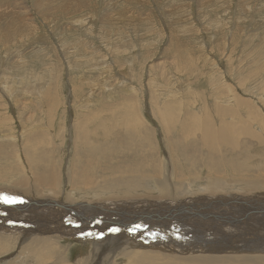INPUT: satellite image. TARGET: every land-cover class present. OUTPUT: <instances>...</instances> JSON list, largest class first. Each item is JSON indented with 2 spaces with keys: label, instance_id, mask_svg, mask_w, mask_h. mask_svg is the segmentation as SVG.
<instances>
[{
  "label": "rangeland",
  "instance_id": "374dc122",
  "mask_svg": "<svg viewBox=\"0 0 264 264\" xmlns=\"http://www.w3.org/2000/svg\"><path fill=\"white\" fill-rule=\"evenodd\" d=\"M217 109H231V114L218 116ZM221 122L232 124L227 139L236 144L234 155L251 163L245 180L226 176L216 181L207 166L209 158L232 155L224 153L223 147L207 154L202 149L208 159L198 162L201 153L191 144L188 147L194 153L190 162L180 165L177 161L175 174L180 180L172 179L169 156L175 148L171 147L173 142L168 145L173 138L163 126L173 130L186 123L188 129L183 137L194 143L201 139L199 129L205 124L219 128ZM180 132L175 134L179 136ZM263 142L264 0H0V229L5 230L0 231V240L15 244L4 242L12 249L0 252V264L59 262V255L51 254L53 249L47 247L46 256L38 255L39 250L32 256L25 251L27 259L21 261V248L25 249L32 239H47L68 248L71 264L88 247L93 248L89 242L95 241L98 250L92 264L96 263L104 250L103 241L121 235L120 225L123 227L128 220L125 215L133 214L120 211L119 216L124 218L121 223L107 226L103 217L109 220V216L103 212L111 210L110 205L117 201L101 198L115 194L109 190L110 180L115 181L123 173L125 178L137 164H145V159L151 161L153 169L166 167L161 170L163 177L170 180L171 191L178 196L199 193L205 187L211 191L230 182L223 188L231 187L234 193L218 195L226 197L216 199L225 201L221 203H226L228 209L241 199L244 203L261 202ZM37 166L52 171L56 178L53 188L36 185L31 171H36ZM80 169L83 178L94 182L88 190L71 184L74 172ZM103 169L105 173H101ZM110 170L115 175L111 176ZM24 175L20 187L16 182ZM251 181L261 184V188L243 195V186ZM30 184L39 190V195L27 186ZM155 184H140L134 191L152 193L159 188ZM54 188L63 193L61 199L48 197ZM107 190L109 193H103ZM68 198L82 201H63ZM51 203H61L63 208L52 207ZM29 206L38 211L32 213ZM50 208H58V212ZM247 211L250 217L255 213L253 206ZM84 214L89 219H99L96 225L92 222L95 228L78 224L87 218ZM250 217L211 220L227 228L226 221L235 226L256 221ZM160 220L163 224L164 220ZM174 222L169 230L178 231L183 222ZM147 224L139 230H148L150 223ZM8 229L17 234H10ZM84 238L87 240L82 243L80 239ZM39 243L57 248L54 243L38 242L36 249ZM198 250L170 252L180 257L242 256ZM120 254L119 250L108 257L111 262L114 259L116 264H124L116 257Z\"/></svg>",
  "mask_w": 264,
  "mask_h": 264
},
{
  "label": "bare ground",
  "instance_id": "6f19581e",
  "mask_svg": "<svg viewBox=\"0 0 264 264\" xmlns=\"http://www.w3.org/2000/svg\"><path fill=\"white\" fill-rule=\"evenodd\" d=\"M229 110L230 111H228V109L227 110H225V109H219L218 110L217 109L216 114L218 116L223 117V116L227 115L228 113L231 114L230 113L231 109H229ZM213 117L214 116H212V118ZM222 117H220V118H222ZM241 117H243V116H241ZM244 117H245V115H244ZM211 125L205 124L204 128L199 129V131L201 132V134H200L201 139L199 141H194V143H188V141L185 140V138L183 137L185 135V130L188 129L186 123L178 124L173 130L172 129L170 130V128H168V125L166 126V128L163 126L164 131L168 135H171V137L173 138L172 141L168 140V141H171L168 143V145L173 142V144H171V147L175 148L173 152L170 151V156H169V159L171 160L170 164L172 165V173H173L172 179H179L180 178L179 176H177L175 174V169H176V171L178 170V168H177L178 164H180V165L188 164L191 160V157L194 153V150L191 149L190 147H188L189 146L188 144L193 145L194 149L198 148L199 153H201V154H198V162H203V161H206L208 159L207 155H205L204 153L207 154L208 152H212L215 149L221 148V147H223L224 153L232 155L231 158H225V157H223L222 159H217L215 157L209 158V160L207 162V166H208V169L214 173V176L216 177V181H219L226 176L233 177V178L237 177V179H243V181H244L245 180V177H244L245 173L250 174L251 170L248 169L249 168L248 164H251V163L250 162L248 163L244 159L240 160L236 155H234L235 154L234 151L238 150V149L234 148L235 142L227 139V133H228V131H230L229 129L231 128L232 124L227 123V122H221L218 125L219 128L213 127ZM200 126H201V124H200ZM205 130H206V133H204ZM257 130H258V128H257ZM168 131H171V132H168ZM231 131H233V130H231ZM175 132H180L181 135L177 136L175 134ZM186 135H188V134H186ZM166 139H168L167 136H166ZM196 139H198V138H196ZM252 139H254V138H252ZM258 140H260V139H258ZM256 145L258 146L259 144H256ZM202 149H204V153H203ZM258 150L259 149L256 148V152ZM259 153L260 152H258L257 155ZM260 159H261V157H260ZM151 160H152V158H151ZM177 161H178V164H177ZM261 161L259 163H261ZM144 162H145V164H137L136 168L134 169V172H130V174L132 173L131 175L127 173L126 175H128V176H126L125 178H122V176H125V174L122 172L123 174L120 175L121 176L120 178L116 179L115 181H113L114 179L110 180V182H109V185H110L109 188L110 189L109 190H110V192H111V190H112V192H113V190L116 192H115V194L110 195L109 197L103 198V196H102V198H101V200L117 201V204H115V205L111 204L110 205V206H113L111 210H107V211L103 212L104 216L106 214L109 216V220H107L106 217H103V220H104L103 222L107 226L108 225L110 226L112 224L114 225L116 223L120 224L121 220L124 219V218H122L123 217L122 214H121L122 217L119 216V213H121V212L133 211V214L128 213V212H127L128 213L127 215L124 214L125 216L128 217V220L125 219V222L123 223L125 225L123 227L120 225L121 230H122V234L121 235L118 234V236H115V237H113V236L109 237L107 240L103 241V244H104L103 249L104 250L98 256L99 260L94 264H116L117 262H114L113 258H111V259H113V261L112 262L110 261L108 255L110 254V256L113 257L117 252H119V250H120L121 254L116 256V257H119L121 262H123L124 264H182L184 262H190V261H196V262H200V263H206L207 262V263H214V264H264V199H262L261 202H258V200H252L248 203L241 202L242 201V199H241L240 203H237V204L233 203L231 206H228L229 207V209H228L227 207H225L226 203H224V204L221 203V202H225V201H223V200L216 201L217 198L226 197V196H218V195H228L230 193H234V191L229 190V189H231V187L229 189L223 188V186L229 187L231 185V183L226 181V180L225 181L228 182L230 185H227L228 184L227 183L226 185H223L222 187L216 186L217 188L215 187L211 191H208V189H210V188L207 189V187H205V188H203L204 190L202 192L193 193L191 195H185L186 194L185 193L183 196H178L176 193H174V191H171V190H173L172 189L173 186L172 187L170 186V180L166 177H163V173L161 170L162 169L165 170L166 167L160 168L159 170L158 169L156 170V169H153L149 165V163L151 162L149 159H145ZM257 163H258V161H257ZM253 164H252V166H253ZM203 166H205V164H203ZM46 168L47 167H45V168L39 167V166L35 167L34 170H36V171H31L32 178L35 181L37 186L48 184L50 187L53 188V184L56 183V181H55L56 178L54 179V175L51 172V170H49V167L47 168L48 171ZM128 171H130V170H128ZM110 172H111V170H110ZM114 172L115 171L111 172V176L115 175ZM90 173H91V171H90ZM101 173H105L104 169L102 170ZM261 173H262L261 175L264 176V167H263ZM25 176L26 175L21 177L19 179V181L16 182V183H18L17 185H19L20 187L21 186L23 187L22 179H24ZM168 176H169V174H168ZM214 176H212V177L214 178ZM252 177H254V176H252ZM78 178L81 179V181H79ZM202 178H204V177H202ZM247 178H248V176H247ZM228 180H229V178H228ZM231 180H233V179H231ZM34 181H33V184L35 185ZM71 181H72L71 182L72 185L75 184V186H77V187H81L80 185H82V187L86 188V190H88L87 188H91L92 186H94V182L92 179L87 178V177L83 178V170L82 169L74 172V176L72 177ZM198 181L199 180H197V182ZM254 181H256V180H254ZM254 181L248 182L247 185H245V183H243V182L241 183V185L242 184L245 185V186H243V192H242L243 195H244V193L248 194L249 191L255 192V190L260 187L261 184L258 186V182L254 183ZM153 182H154V184L155 183L157 184V185L155 184L156 185L155 187H157V186L159 187L158 189L155 188V189H157L155 192L151 191L152 193L147 192L146 194L145 193L139 194L141 192H138L137 190L134 191L135 189H137L138 187H141L144 184H150ZM197 182H195V183H197ZM183 183H185V182H183ZM188 183H189V181H188ZM140 184H142V185L139 186ZM202 185H204V184H202ZM239 185H240V183H239ZM239 185L237 188H239ZM30 186L32 189H36L35 186H33L31 184H30ZM188 187H189V185L186 186V188H188ZM240 188H242V187H240ZM143 189H144V187H143ZM146 189L149 190V188H146ZM211 189H212V187H211ZM109 190H107V192H105V191L104 192L101 191V192L109 193L108 192ZM138 190H139V188H138ZM35 191H36L37 195L40 194L38 189H36ZM117 191H123V193L117 194ZM238 191L239 190H236L235 192L237 193ZM1 192H3V191H1ZM129 192H131L133 194H137L136 192H138V194L137 195H128ZM49 193H50L48 195L49 198L51 197V198L57 199V200L61 199V197L63 196V193H61L60 191H56L55 188L53 190L51 189L49 191ZM47 194H48V192H47ZM154 194H158V195H154ZM238 194H241V192ZM191 196H193L194 198H191ZM214 196H218V197L212 198ZM188 197H190L191 199H189ZM182 199H186V200L183 201ZM70 200H72V201H70ZM244 200H247V199H244ZM25 201H27V200H25ZM63 201H65L67 203L74 204V203L80 202L82 200H78V199L73 200V199L68 198V199H64ZM60 204L61 203H51L50 205H52V207L53 206H56V207L59 206V207L63 208V206H62L63 204L62 205H60ZM44 205L48 206L47 203H45ZM37 206H39V204ZM249 206H253L255 209V211H254L255 213L253 214L252 217L246 215L249 212V211H247ZM77 207H78V205H77ZM126 207H128V208H126ZM107 208H109V207H107ZM250 208H252V207H250ZM29 209L32 210V213L35 211H38V210H34L37 208H31V206H29ZM50 209L55 213L58 212V208H50ZM72 209L73 208L69 207L68 210L72 211ZM32 213H28L27 215L32 216ZM89 215H90V213H89ZM256 215H259V216H256ZM91 216H93V215H91ZM96 216H97V213H96ZM201 216H206L210 219H204V218H201ZM220 217H223V218L228 217L231 219L250 217V218H252V220L256 219V221L251 222L249 224H246L244 226H237V225L235 226L234 223L226 221V224L228 227L223 228L222 223L220 221H218L217 224L212 221V220H220L219 219ZM89 218L87 217L84 221H79L78 224L83 225V223H85L87 226L95 228V225L99 221V219L95 218V217L91 218V219H89ZM160 219L164 220L163 224H162L163 221L161 222ZM79 220H81V219L79 218ZM100 220H102V219H100ZM174 220H181L183 222V224L181 223L182 225L180 226L178 231L169 230V227L173 223H175ZM92 222H95V225L92 224ZM145 223L147 226H148L147 223H150L149 229L146 230L145 228H143V229L141 228V231H140L138 227H140V226L144 227ZM178 225L176 227H178ZM102 227H103V225H102ZM153 227H156L157 230L152 231L153 229L151 230L150 228H153ZM0 231L4 232L5 230L0 229ZM126 231H129V233L127 232V234H126L125 233ZM7 232H9L10 234H17L16 233L17 231L14 232V231H10L9 229L7 230ZM86 232L90 233V231H88V230ZM87 238H88V236H87ZM30 239H31V237H30ZM86 240L87 239H85V240L80 239V241L82 243H84V241H86ZM88 240H90V239H88ZM58 241H60V240H58ZM98 241H99V239H98ZM4 242L10 244L11 246H13V245L15 246V244L13 242L0 240V252L3 251L6 253L10 249H12L10 246L5 247L6 245L4 244ZM38 242H44L46 244L47 243H49V244L54 243L57 245V248L54 249V248H51L52 246L51 247H48L45 245L43 246L41 243H39L41 245L40 247H42V249L40 247H39L40 249L39 248L36 249L35 244H37ZM90 242H89V245L92 246L93 248L90 249V247H88L89 249L88 250L86 249L87 252L85 254H80L79 257L75 259L74 264H92L93 263V258L96 254V250H98V249H97V243L96 244L93 243L95 241H90ZM147 244H149V245L147 247H145V249H142V247H141V249H137L141 245L145 246ZM25 246H24L25 249L21 248L22 254L21 253L20 254L22 255V258H19V259H21V261L25 262L24 259H27L23 254L25 251H27L30 254V256H32L33 254L37 253V250H39L38 255L42 256V254H45V250H46L45 247H47V249L48 248L53 249L51 251L49 250L51 252V254L57 253L59 255V257L57 256V259L59 262H57L55 264H71L69 262L71 260L69 254H68L69 249L61 247V244H59L58 242L55 243V242H53L51 240H47V239H36V240L32 239L29 242V244L26 247ZM83 247H86V244L83 245ZM26 248L32 249V250H27ZM183 249H189L193 253H195L194 252L195 249H199L198 252H203V253L207 252V251L216 252V253L232 252L234 254H238V255H242V256H221V257H215V256L185 257V256H181L180 257V255L175 256L170 252V250H172V251H176L175 253L179 254V253H182L181 250H183ZM184 252H186V251H184ZM167 253H170V254H167ZM242 253H247V254L244 255ZM54 255H56V254H54ZM45 256H46V254H45ZM31 258H33V257H31ZM17 262H19V261H17Z\"/></svg>",
  "mask_w": 264,
  "mask_h": 264
},
{
  "label": "crops",
  "instance_id": "0c3cea01",
  "mask_svg": "<svg viewBox=\"0 0 264 264\" xmlns=\"http://www.w3.org/2000/svg\"><path fill=\"white\" fill-rule=\"evenodd\" d=\"M52 172V171H51ZM30 174V173H29ZM22 181H23V179H22ZM114 181V180H113ZM19 186V185H18ZM27 186H29V187H31L30 185H27ZM34 190V193H36V189H33ZM73 211H74V209H72ZM77 213H78V211H77Z\"/></svg>",
  "mask_w": 264,
  "mask_h": 264
}]
</instances>
